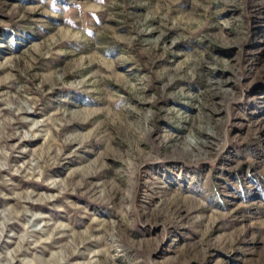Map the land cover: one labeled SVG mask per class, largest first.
<instances>
[{"label":"rangeland","instance_id":"374dc122","mask_svg":"<svg viewBox=\"0 0 264 264\" xmlns=\"http://www.w3.org/2000/svg\"><path fill=\"white\" fill-rule=\"evenodd\" d=\"M0 264H264V0H0Z\"/></svg>","mask_w":264,"mask_h":264}]
</instances>
